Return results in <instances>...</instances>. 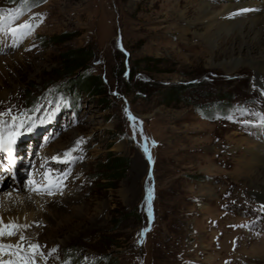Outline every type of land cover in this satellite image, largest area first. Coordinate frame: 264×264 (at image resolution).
I'll use <instances>...</instances> for the list:
<instances>
[{
    "label": "rangeland",
    "instance_id": "1",
    "mask_svg": "<svg viewBox=\"0 0 264 264\" xmlns=\"http://www.w3.org/2000/svg\"><path fill=\"white\" fill-rule=\"evenodd\" d=\"M33 1L0 0V15L20 12L0 31V91L9 93L0 101V113L12 106L11 116L24 113L21 119L30 118L16 140L15 167L0 170V193L31 194L32 200L36 196L42 202L73 193L82 198L77 205L89 204L86 215L65 208L63 224H35V242L47 256L39 264H236L235 257L248 258L254 241L263 239L255 234L254 241L239 245L234 236L241 238L249 227L262 233L264 218L257 225L255 209L246 213L222 208L214 199L222 185L232 192V178L238 177L228 179L232 185L224 184L235 166L230 159L222 160L227 147H218L219 141L237 132L236 126L264 115V95L250 68L237 64L228 74L216 66L225 60L230 33L218 34L212 55L211 46L197 40L194 30L186 40L178 38L164 19L161 7L167 0L156 5L153 0H39L31 7ZM211 3L220 10L226 0ZM192 17L191 12L187 18ZM25 22L32 26L30 34L17 38L8 31ZM60 33L71 37L52 41ZM182 43H199V48L189 51ZM84 46L92 54L87 69L71 77L60 71L61 53ZM211 58L215 63H209ZM87 73L103 79V99L75 85ZM174 85L182 91L169 99ZM219 101L231 108L227 117L207 113V104ZM11 116L4 120L11 123ZM38 129L41 133L31 142L29 134ZM81 138L83 143L71 155L83 159L71 164L51 159L55 151L63 155L75 148ZM111 153L127 157L129 163L109 181L102 168ZM2 155L0 161L6 158ZM49 172L53 181L69 173L62 187L53 188L54 195L27 189L30 179L42 183ZM149 187L151 223L145 204ZM232 198V193L224 195L234 204ZM40 210L37 206L34 214ZM144 228L149 230L141 237ZM26 237V243L33 239ZM53 248L57 251L47 255Z\"/></svg>",
    "mask_w": 264,
    "mask_h": 264
},
{
    "label": "bare ground",
    "instance_id": "2",
    "mask_svg": "<svg viewBox=\"0 0 264 264\" xmlns=\"http://www.w3.org/2000/svg\"><path fill=\"white\" fill-rule=\"evenodd\" d=\"M186 1L167 0L163 2L161 7L165 9L164 19L170 22L169 27H173L178 31V38L186 40L189 37V33L194 30L192 32L194 37L199 41L208 43L211 46L212 55H214L218 47L216 44L218 34L221 31L227 34L230 33L231 45L225 53V60L216 63V66L228 74H232L231 71L235 69L234 67L237 64L248 66L253 74V83L259 88L261 94L264 95V0H239V2L236 0H226V5L220 10H216V5L212 4L211 0H190L187 6L181 7ZM157 2L158 0H153L152 3L156 5ZM191 12L193 13V17L192 19H188V14ZM200 29H202L201 32ZM182 44V48L189 51L199 48V43ZM209 63H215V59H209ZM8 94L6 90L0 91V101L6 100L9 97ZM261 117L255 116L252 118L251 116V121L247 120L243 123L244 125L234 126L237 132L234 131L219 141L218 147H227L223 153L224 158L222 160L227 163L228 159H230L233 166H235L231 175L224 181V184H229L230 186L232 184H230L228 179L232 178L235 174H238V177L234 178L233 176L232 178L235 181V189L232 192L225 189L222 185L221 187L219 186V192H216L217 195L215 194L214 198L222 205V208L233 206V208L229 207V209L235 210L238 208L246 213L255 209L259 217L257 225H261L260 220L264 218V121H262ZM217 128L218 125L215 126V129ZM220 131H223V128ZM245 133L249 137L243 136ZM242 145L244 149L240 151L239 148ZM62 151L64 152V150ZM56 152H53L52 155L63 156L60 152H57L59 154ZM6 155L8 161L11 156L10 164L15 163L14 160L12 161L14 155L11 151H6ZM226 193L233 194L232 199L235 200L234 204L229 202L228 199H224ZM18 194H14L10 190L2 194L0 193V217H3L5 223L9 220H14L20 225H30V227L22 229L16 236H11L12 238L4 237L2 242L6 244H16L17 238L23 233L24 236H32L34 240H30L32 243L35 242L37 238H34L36 237L34 234L38 229L35 227V224L38 222H46L48 226L53 223L58 225L63 224L66 221L63 220L64 216L67 217L65 208L72 210V212L82 213L83 215H86V211L89 210V204L83 206L77 205L79 203L77 200L79 201L82 198L79 199V196L73 193L71 195L56 196L55 198L58 199L49 202H42L36 196L32 200L31 194H26L27 196L25 197ZM37 206L41 207V210L37 211L38 216L34 214ZM68 220L71 221L70 218L67 219V222H69ZM192 222L193 220L190 219L188 224ZM254 228L252 230L249 227L247 232L242 230L244 235L241 238H236L233 235L235 243L237 242L236 244L241 245L248 241L252 242L254 241L253 236L255 234V236L259 235V239L263 240H259V242L254 241L251 247L253 252L249 253L248 258L235 257V259H232V262L236 264L264 263V230L262 233H257L256 227ZM10 239H13V241H10ZM28 243L24 242L25 246ZM37 243L39 244L40 242ZM206 259L211 260V257H207ZM40 263H43V260Z\"/></svg>",
    "mask_w": 264,
    "mask_h": 264
},
{
    "label": "snow or ice",
    "instance_id": "3",
    "mask_svg": "<svg viewBox=\"0 0 264 264\" xmlns=\"http://www.w3.org/2000/svg\"><path fill=\"white\" fill-rule=\"evenodd\" d=\"M24 3H27L28 0H23ZM246 11V10H242ZM239 14V13H236ZM20 12L17 10V14L14 16H4L0 15V31H4V24L9 20H16L19 18ZM8 31L11 33L13 37L21 38L24 35L30 34L32 31V26L25 22L24 24L18 25L17 28H10ZM38 110V109H37ZM124 111L127 113L128 109L125 108ZM26 114L20 113L16 116H11V109L7 112L0 113V151H12L13 146L16 143L19 135L21 134L20 129L25 128L26 124L28 123V119H21V116ZM5 116H11V123H8L4 120ZM130 119H135L129 114ZM262 121H264V117H261ZM28 131L32 130V126H28ZM83 143V138L77 140L76 147L73 149L67 150L63 153V156H53L51 159L61 163L71 164L74 163L78 159H83V157H73L71 153L76 151L79 145ZM153 146L155 145V141L152 142ZM145 154L150 163H152L151 154L148 150L146 144L142 145ZM69 173L65 172L62 176L58 175L55 177L54 181L50 180L49 177L51 173H45L44 179L47 183L39 184L36 187H33L31 190L36 192L37 194L47 193L48 195H54L55 192L53 188L59 189L62 187V180L67 177ZM149 177L151 178V171L149 173ZM29 184L33 185L36 184L34 180H29ZM153 197V189L151 187L146 188V196H145V204L149 207V223L153 219L151 208V199ZM30 227V225H20L14 220H9L5 223L3 217H0V264H39L41 260H46L47 256L41 250L42 246L38 243H31L29 242L26 246L24 242L27 240V237L23 234L19 235V240L16 244H6L3 243L2 240L4 237H11L16 236L18 233L21 232L22 229H26ZM149 229L144 228L141 230L139 235L143 237L144 233L147 232ZM141 243L143 240L141 239ZM57 251V249H51L47 255H52ZM64 264H68L67 261Z\"/></svg>",
    "mask_w": 264,
    "mask_h": 264
},
{
    "label": "trees",
    "instance_id": "4",
    "mask_svg": "<svg viewBox=\"0 0 264 264\" xmlns=\"http://www.w3.org/2000/svg\"><path fill=\"white\" fill-rule=\"evenodd\" d=\"M39 0L33 1L30 6L36 5ZM67 35V36H66ZM71 37L69 33H60L54 35L52 41L60 42L64 41L65 39ZM92 54L89 47H75V48H68L63 51L60 55V59L62 60V65L60 66V71H68L67 75L69 77L76 74L78 69L85 70L87 69V63L91 59ZM130 78L132 79L135 75V72L131 71L129 73ZM75 85L80 87L82 85L88 92L93 95H101V99H103L107 93L104 86L103 79L99 75L90 76L89 73L84 74L82 77H79L75 82ZM182 86H172L170 87L167 98L171 99L176 97L181 93ZM222 100V99H220ZM206 106V105H205ZM202 109V108H201ZM207 113L212 115L215 113L214 116L217 117H227L228 114L231 113V108H226L225 103L221 101L215 102L212 104H207ZM209 117V116H207ZM129 163V159L124 156H116L113 153L109 154L104 162L102 171L107 172L106 177L110 181L112 179L117 178L118 173H124L125 169L127 168Z\"/></svg>",
    "mask_w": 264,
    "mask_h": 264
}]
</instances>
